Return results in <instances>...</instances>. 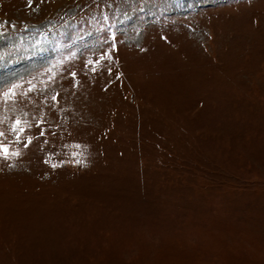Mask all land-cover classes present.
I'll return each mask as SVG.
<instances>
[{
  "label": "rangeland",
  "instance_id": "obj_1",
  "mask_svg": "<svg viewBox=\"0 0 264 264\" xmlns=\"http://www.w3.org/2000/svg\"><path fill=\"white\" fill-rule=\"evenodd\" d=\"M0 131V264H264V0H0Z\"/></svg>",
  "mask_w": 264,
  "mask_h": 264
},
{
  "label": "snow or ice",
  "instance_id": "obj_2",
  "mask_svg": "<svg viewBox=\"0 0 264 264\" xmlns=\"http://www.w3.org/2000/svg\"><path fill=\"white\" fill-rule=\"evenodd\" d=\"M22 125V121L17 119L15 121V124L14 126L11 128V131L12 132H15L17 135H16V138L17 140H19L21 137H20V134L23 133L25 131V128L21 126ZM43 134V133H41ZM0 136H4V132L3 131H0ZM31 141H29L30 143ZM27 146V145H25ZM0 155H3V157L6 159L9 155H19V153L17 152H10L9 148L2 142H0Z\"/></svg>",
  "mask_w": 264,
  "mask_h": 264
}]
</instances>
